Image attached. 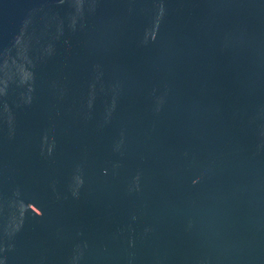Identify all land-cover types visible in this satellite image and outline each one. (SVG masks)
I'll use <instances>...</instances> for the list:
<instances>
[{"label": "water", "instance_id": "95a60500", "mask_svg": "<svg viewBox=\"0 0 264 264\" xmlns=\"http://www.w3.org/2000/svg\"><path fill=\"white\" fill-rule=\"evenodd\" d=\"M0 264H264V0H0Z\"/></svg>", "mask_w": 264, "mask_h": 264}]
</instances>
